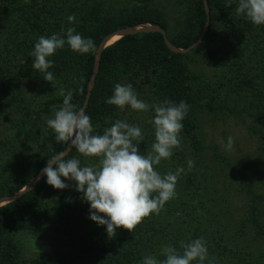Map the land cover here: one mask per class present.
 Segmentation results:
<instances>
[{"label": "rangeland", "instance_id": "1", "mask_svg": "<svg viewBox=\"0 0 264 264\" xmlns=\"http://www.w3.org/2000/svg\"><path fill=\"white\" fill-rule=\"evenodd\" d=\"M191 1L143 0L141 4H147L163 15L168 28L164 30L165 37L169 42L168 36L179 29ZM222 2V13L208 7V23L200 40L189 49L181 50L186 67L196 78L190 83L196 99L193 114L206 149L195 152L193 143L186 140L181 132V146L173 150L170 159L162 160L154 167L161 176L175 173L180 167L184 169L176 184V197L168 201L169 207L164 209L165 217L173 221L178 231L195 228V221L205 219L207 233L214 234L215 242L223 251L240 254L246 258V264H264V234L252 226L241 228V220L249 215L251 200L249 188L240 174L246 172L245 180L252 183L256 194L264 197V25H254L245 16L237 15L238 0H232L231 7L227 6L228 0ZM26 7L29 11L31 3L0 0V20L6 23V29L12 34H18L0 41V75L7 80L5 85L0 84L1 159L5 157L1 145L6 139L16 137L18 120L29 112L33 101L42 102L36 93L35 79L17 81L15 73H11L16 72L28 58V55L14 52V48H30L34 39L31 29L35 25L34 19L28 15L25 18L16 16L18 9L24 11ZM151 29L155 27L138 26L135 31L143 34ZM119 39L113 40L112 44ZM120 83L132 84L138 98L151 106L161 102L167 78L161 74H140L138 77L124 76ZM57 110L54 105L48 119L54 118ZM154 115L151 108L147 112H138L128 106L124 110L119 109L115 119L97 125L93 134H103L104 129L116 120L138 125L144 136L139 143L140 154L147 155L155 142L154 128L149 123ZM48 119L45 118L43 123ZM229 136L234 140L230 151L226 147ZM73 149L70 147L69 152ZM75 158L81 161V167L95 165L99 161L98 157H85L77 151ZM189 159L194 161L191 170L187 164ZM64 182L69 187L64 190L51 188L38 209L40 214H48L59 226L54 232H47L46 222L35 231L32 214L21 215L11 230L8 239L18 248L22 263H100L76 254L78 243L93 232L94 221L90 219V204L81 199L82 194L75 190V182ZM9 202L11 200L0 202V207ZM261 209L264 210V202ZM72 223L78 225H75V230L70 225L74 232L72 235L61 233L60 225ZM50 236L56 241L51 242ZM80 259H84L83 262Z\"/></svg>", "mask_w": 264, "mask_h": 264}, {"label": "trees", "instance_id": "2", "mask_svg": "<svg viewBox=\"0 0 264 264\" xmlns=\"http://www.w3.org/2000/svg\"><path fill=\"white\" fill-rule=\"evenodd\" d=\"M222 1L206 0L211 9L221 13ZM124 2L127 4H123ZM142 2L143 0H28L27 3H31L29 11L32 14L29 13L28 7L24 11L17 8L18 14L15 12L17 18H25L28 15L34 19L35 25L31 28L34 39L31 40L30 48H14V52L28 55V58L16 72L11 73H15L17 81L26 78L35 79L36 93L39 94L42 102L33 101L32 106H29V112L25 113L16 124V137L6 139L1 145L5 157L0 158V199L14 198L20 194L41 175V169L46 166L49 158L69 150L70 142L58 143L54 131L46 122L43 123V120L48 119L53 112L54 105L58 109L62 106L63 97L58 95L61 88L66 91L75 90L71 103L77 108H84L86 114L91 117L95 129L97 125L116 118L119 108L107 104L106 100L112 96L115 84L120 83L124 76L138 77L140 74L148 76L151 73L164 75L167 84L162 91L161 102L170 100L178 104L180 101H185L190 106L187 116L182 121L181 132L186 140L193 143L195 152L206 149L193 114L196 99L190 83L196 78L186 67L183 61L184 55L167 43L163 33L156 31L125 35L104 48L99 61L97 60L102 43L118 30L152 25L167 31L163 15L149 5L141 4ZM70 15H75L76 18L72 23L68 21ZM207 21L205 0H192L188 14L183 18L179 29L168 36L170 44L179 50L189 49L202 37ZM5 24L0 20V41L18 35L6 29ZM41 24L42 28H40ZM68 27H74L76 32L85 38H92L96 51L81 55L72 51L67 44L63 49L57 50L49 57L53 61V67L49 71L55 77L51 84L43 79V73L32 68L34 58L30 53L40 36L50 37L52 34H61L63 29L66 39ZM93 79V87L90 88ZM5 83L7 80L0 75V84L5 85ZM75 154L74 148L68 151L64 158L66 160L73 158ZM240 174L243 183L249 188L251 200L249 215L241 220V228L249 229L252 226L259 233L264 234L262 219L264 210L261 209L264 197L256 194L252 183L245 180L246 172L242 171ZM51 188L54 187L50 186L47 177L43 176L33 188L0 207V264H24L18 248L8 239L21 215L32 214V227L35 231L41 223L46 222L47 232H54L57 225L50 216L38 212L42 199ZM168 207L166 203L159 215L152 214L145 218L134 232L130 233L126 229L119 228L116 230V235L110 239L106 226L100 227L94 222L93 232L78 243L79 249L76 254L86 260L93 259L96 263L99 261L98 264H142L144 257L149 255L158 260L165 259L166 257L161 255L163 246H174L182 254L181 241L189 243L191 240L203 237L209 253L205 264H246V258H242L240 254L227 253L221 249L215 242L214 234L207 233L205 219L195 221L197 225L195 228L187 227L188 230L185 228V232L178 231L173 221L165 217L164 209ZM70 225L74 230L77 229L76 223V227L74 223L63 227L60 225L61 233L72 235L74 232ZM52 237H49L50 241L55 242ZM84 259H80V262ZM192 264L199 262L193 261Z\"/></svg>", "mask_w": 264, "mask_h": 264}, {"label": "clouds", "instance_id": "3", "mask_svg": "<svg viewBox=\"0 0 264 264\" xmlns=\"http://www.w3.org/2000/svg\"><path fill=\"white\" fill-rule=\"evenodd\" d=\"M231 3L232 0H228L227 6L231 7ZM235 12L254 25H264V0H238ZM75 19V15L68 17L69 23ZM63 32L62 29L61 34L40 36L30 53L34 58L32 68L43 73V79L51 84L55 77L49 71L53 67L49 57L57 50L67 44L72 51L81 55L96 51L93 39L83 37L74 27L66 29V39ZM74 91L59 89L58 95L63 97V104L55 112L54 118L46 121L47 126L54 131L58 143L70 142L82 156L98 157L99 161L95 165L81 167L79 159L73 157L66 160L65 154L61 153L47 160L46 166L41 169V176H46L47 183L58 190L69 187L65 180L74 181L75 190L82 194L81 199L90 204V219L100 226H106L109 239L116 235L119 228L132 233L145 218L152 214L159 215L165 204L176 197V184L184 169L180 167L175 173L168 172L161 176L154 166L170 159L173 150L181 146L182 121L190 106L185 101L175 104L170 100L150 106L138 98L132 84H115L112 96L106 100L107 104L121 110L130 106L138 112H147L151 108L155 113L154 118L149 120L154 128L155 142L147 155H142L139 143L144 136L138 125L116 120L104 129L103 134H93L95 129L91 117L84 108H77L71 103ZM233 144V137L229 136L227 150L230 151ZM187 164L191 170L194 161L189 159ZM180 246L183 248L182 254L174 246H163L161 255L165 259L158 260L149 255L144 257L142 264H192L193 261L205 264L209 258L203 237L189 243L181 241Z\"/></svg>", "mask_w": 264, "mask_h": 264}, {"label": "water", "instance_id": "4", "mask_svg": "<svg viewBox=\"0 0 264 264\" xmlns=\"http://www.w3.org/2000/svg\"><path fill=\"white\" fill-rule=\"evenodd\" d=\"M205 4H206V10H207V14H208V3L206 2V0H205ZM209 15V14H208ZM207 23H208V21H207ZM207 25V24H206ZM142 26H148V25H142ZM142 26H140V27H142ZM150 26H152V25H150ZM138 27V26H137ZM137 27H129V28H127V29H122V30H118L117 32H115L114 34H112L111 36H109L107 39H109V38H111V37H113V36H115V35H117V34H119V35H121V34H123V36L122 37H124L125 35H129V34H137V32L135 31V29L137 28ZM153 27H155V29H151V30H147V31H145L144 33H149V32H156V31H158V32H161V33H163L164 35H165V31L164 30H162L161 28H159V27H157V26H153ZM206 28V27H205ZM106 39V40H107ZM106 40L102 43V45L100 46V49H99V51H98V54H97V60L99 61V59H100V56H101V52L103 51V49L105 48V47H107V46H109V45H106L105 46V42H106ZM167 43L170 45V43L167 41ZM173 47V46H172ZM174 49V48H173ZM175 51H178V52H181V50H179V49H176ZM98 68V62H97V64H96V69ZM93 81H94V79L92 80V82H91V84L93 83ZM70 147H72V146H70ZM70 149V148H69ZM69 151V150H68ZM68 151L67 152H65L64 154L66 155L67 153H68ZM43 176H38L36 179H34L33 180V182L31 183V185H29V186H27L26 187V189L25 190H23L20 194H18L17 196H15L14 198H8V197H4V198H1L0 199V202H2V201H5V200H11V201H13V200H15L16 198H18L23 192H25V191H27V190H30L31 188H33L34 187V182L36 181V183L42 178Z\"/></svg>", "mask_w": 264, "mask_h": 264}, {"label": "bare ground", "instance_id": "5", "mask_svg": "<svg viewBox=\"0 0 264 264\" xmlns=\"http://www.w3.org/2000/svg\"><path fill=\"white\" fill-rule=\"evenodd\" d=\"M121 37V35H119V34H117V35H115V36H113V37H111V38H109V39H105L106 40V44H112V42H113V40H116V39H119Z\"/></svg>", "mask_w": 264, "mask_h": 264}]
</instances>
